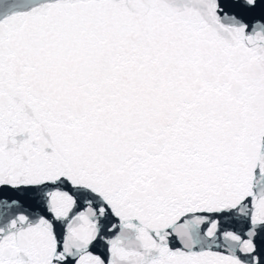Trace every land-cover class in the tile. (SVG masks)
I'll list each match as a JSON object with an SVG mask.
<instances>
[{"label":"snow or ice","instance_id":"obj_1","mask_svg":"<svg viewBox=\"0 0 264 264\" xmlns=\"http://www.w3.org/2000/svg\"><path fill=\"white\" fill-rule=\"evenodd\" d=\"M0 264H264V0H0Z\"/></svg>","mask_w":264,"mask_h":264}]
</instances>
